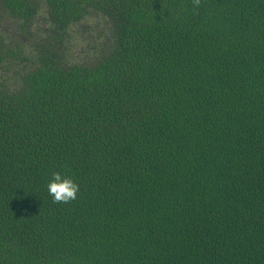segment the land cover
<instances>
[{
  "label": "trees",
  "instance_id": "obj_1",
  "mask_svg": "<svg viewBox=\"0 0 264 264\" xmlns=\"http://www.w3.org/2000/svg\"><path fill=\"white\" fill-rule=\"evenodd\" d=\"M0 264H264V0H0Z\"/></svg>",
  "mask_w": 264,
  "mask_h": 264
},
{
  "label": "clouds",
  "instance_id": "obj_2",
  "mask_svg": "<svg viewBox=\"0 0 264 264\" xmlns=\"http://www.w3.org/2000/svg\"><path fill=\"white\" fill-rule=\"evenodd\" d=\"M201 0H192L193 9H198ZM48 194L52 197V202L69 203L74 201L79 191V186L71 176L64 175L61 171H51V178L47 184Z\"/></svg>",
  "mask_w": 264,
  "mask_h": 264
},
{
  "label": "rangeland",
  "instance_id": "obj_3",
  "mask_svg": "<svg viewBox=\"0 0 264 264\" xmlns=\"http://www.w3.org/2000/svg\"><path fill=\"white\" fill-rule=\"evenodd\" d=\"M78 50H79V49H78ZM85 56H86L85 54H80V53H78V54L75 56V58H76L77 60H82Z\"/></svg>",
  "mask_w": 264,
  "mask_h": 264
}]
</instances>
